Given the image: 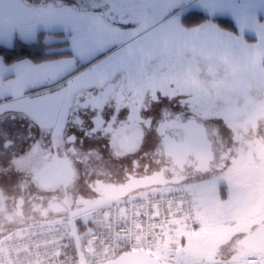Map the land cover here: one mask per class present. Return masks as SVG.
I'll list each match as a JSON object with an SVG mask.
<instances>
[{"label":"flooded vegetation","instance_id":"flooded-vegetation-1","mask_svg":"<svg viewBox=\"0 0 264 264\" xmlns=\"http://www.w3.org/2000/svg\"><path fill=\"white\" fill-rule=\"evenodd\" d=\"M166 55L170 78H186L202 93L204 102L195 110L182 99L155 103L153 87L160 81L149 76L137 77L132 97L119 105H95V121L91 109L75 111L76 88L38 111L0 100V235L53 218L66 206L100 203L112 187L136 186L134 193L185 187L195 193L247 156L261 164L264 95L251 78L223 74L214 61L191 56L189 47ZM218 94L221 102L212 103Z\"/></svg>","mask_w":264,"mask_h":264},{"label":"rangeland","instance_id":"rangeland-1","mask_svg":"<svg viewBox=\"0 0 264 264\" xmlns=\"http://www.w3.org/2000/svg\"><path fill=\"white\" fill-rule=\"evenodd\" d=\"M69 3L71 0H0V31L12 33L50 23L60 17V10ZM118 7L128 18L137 21L134 26L139 32L137 38L147 41L162 58L168 51L177 54L189 47L191 56L214 61L223 74H236L244 82L251 78L256 89L264 90V0H130ZM197 11L208 19L186 27L184 22L190 18L193 21L192 16ZM213 18L231 20L236 31L224 29L213 22ZM53 38V35L49 37ZM260 107H264V96ZM261 158L259 165L247 156L234 171L231 169L233 172L226 174L240 181L253 201L252 206L262 210L251 215L254 224L264 219V156ZM247 220L242 214H219L201 219L194 228L181 226L182 237L176 247H168L165 254L175 256L179 264H221L217 263L219 258L225 260L224 264H236V260L244 264L252 253L238 252L228 256L226 244L241 237V231L249 227ZM253 255L259 264H264V254Z\"/></svg>","mask_w":264,"mask_h":264},{"label":"snow or ice","instance_id":"snow-or-ice-1","mask_svg":"<svg viewBox=\"0 0 264 264\" xmlns=\"http://www.w3.org/2000/svg\"><path fill=\"white\" fill-rule=\"evenodd\" d=\"M129 2L71 0L62 7L58 19L45 24V29L55 37L44 44L43 55L48 59L39 65L48 70V75L33 87L50 88L61 81L65 84L55 93L50 91L37 97L38 102L47 105L76 88L80 95L73 96L75 111L91 109L92 121H95V105L103 107L106 102L119 105L122 99L132 97V84L137 77L144 76L160 81L159 87H153L155 103L161 102V97L182 99L185 107L195 110L204 102L202 93L194 90L186 78H170L169 66L162 55L147 41L137 38L139 32L134 30L137 21L128 18L127 13L118 7ZM3 71L0 66V74ZM210 101L220 103L219 94ZM68 107L71 108L72 104ZM49 116L51 118L52 113Z\"/></svg>","mask_w":264,"mask_h":264},{"label":"built area","instance_id":"built-area-1","mask_svg":"<svg viewBox=\"0 0 264 264\" xmlns=\"http://www.w3.org/2000/svg\"><path fill=\"white\" fill-rule=\"evenodd\" d=\"M197 222L195 197L184 188L69 207L61 217L0 236V264H108L123 252L139 250L160 257L158 250L178 241L179 224ZM173 259L162 258L164 264Z\"/></svg>","mask_w":264,"mask_h":264},{"label":"crops","instance_id":"crops-1","mask_svg":"<svg viewBox=\"0 0 264 264\" xmlns=\"http://www.w3.org/2000/svg\"><path fill=\"white\" fill-rule=\"evenodd\" d=\"M0 34H2L0 35V46L5 47H11L16 39L24 43H33L42 39L43 42L46 43L51 40L49 37L53 35L50 31L45 29V24L42 26L35 25L32 28H22L18 31L14 30L12 33L0 31ZM40 64L41 62L35 63L28 58H23L11 64H7L3 61L2 57H0V66L4 69L3 73L0 74V91L3 93L0 95V100H9L7 102L13 107L30 108L33 110L40 109V106L44 108L46 106L45 104L28 100V97L38 92L48 93L60 87L59 85L55 86L56 84L51 85L50 88L33 87L34 84L39 83L48 75V70L40 68ZM195 194L200 212V223L201 219L206 220L208 216L217 217L219 214L230 215L231 213H236L246 216L248 218L247 224H249L246 226H252L251 224L254 225L255 220L251 215L253 212L262 211L252 206L253 201L246 188L240 184V181L228 175L221 179L204 181L195 190ZM230 254L232 255V250L229 248L228 256ZM223 259H227V257ZM217 263L224 264L226 262L219 258ZM236 264H239L237 260ZM244 264H246V262H244Z\"/></svg>","mask_w":264,"mask_h":264},{"label":"water","instance_id":"water-1","mask_svg":"<svg viewBox=\"0 0 264 264\" xmlns=\"http://www.w3.org/2000/svg\"><path fill=\"white\" fill-rule=\"evenodd\" d=\"M135 187H112L103 195L104 199H119L134 191ZM63 209L59 210L62 211ZM234 246L238 252L264 254V220L248 227L237 239ZM108 264H162L155 256L146 251H127L118 255Z\"/></svg>","mask_w":264,"mask_h":264},{"label":"trees","instance_id":"trees-1","mask_svg":"<svg viewBox=\"0 0 264 264\" xmlns=\"http://www.w3.org/2000/svg\"><path fill=\"white\" fill-rule=\"evenodd\" d=\"M194 14L195 15L192 16L193 21H191V18H190L188 21L186 20L184 22L186 24V27L196 26L206 21V19H208L207 15L201 12L197 11ZM195 17H198V18H196L195 20ZM212 21L220 24V26L226 30L236 31L235 26L233 25L232 21L229 19L213 18ZM44 44L45 43L43 42L42 39H39L37 42H33V43H24L16 39L14 44L11 47L0 46V57H2L3 61L7 64H11L23 58H28L35 63H40L48 59V57H45L43 55L45 51ZM258 90L259 89H257V91ZM258 92H263V95H264V90H259Z\"/></svg>","mask_w":264,"mask_h":264}]
</instances>
